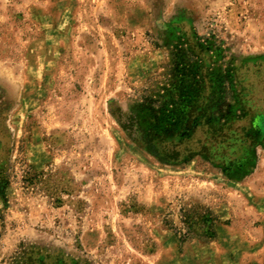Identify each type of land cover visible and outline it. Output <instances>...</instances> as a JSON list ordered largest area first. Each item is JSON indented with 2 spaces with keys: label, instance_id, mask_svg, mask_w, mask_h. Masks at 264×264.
Listing matches in <instances>:
<instances>
[{
  "label": "rangeland",
  "instance_id": "374dc122",
  "mask_svg": "<svg viewBox=\"0 0 264 264\" xmlns=\"http://www.w3.org/2000/svg\"><path fill=\"white\" fill-rule=\"evenodd\" d=\"M181 80L205 110L192 146L227 134L226 155L169 163L123 129ZM0 168V264L22 242L88 264H264V0H0Z\"/></svg>",
  "mask_w": 264,
  "mask_h": 264
},
{
  "label": "trees",
  "instance_id": "16d2710c",
  "mask_svg": "<svg viewBox=\"0 0 264 264\" xmlns=\"http://www.w3.org/2000/svg\"><path fill=\"white\" fill-rule=\"evenodd\" d=\"M175 73L177 79H180L179 74L183 75V72L178 69ZM194 75L196 82L201 83L202 74ZM178 82L175 85H169L171 86V89L168 90L170 96L174 91L180 92L174 101L166 99L168 96V94H165L166 89L161 90L156 95H144L141 98L139 107L131 115L122 117L121 125L123 129L130 136L142 134L143 139L152 151L169 163L186 161L189 157L200 153H206V156L211 155L212 149L226 155V148L229 146L234 147L231 144L234 140L233 137L227 134H218L217 137L214 135L206 138L208 143L212 142V147L210 149L208 144H205L202 146L203 151L200 153L192 146L196 136L194 130L196 125L201 122L205 110L197 102L196 85L189 86L188 83L181 80L183 85L179 87ZM170 104L176 106V109H172ZM123 118H125V121H123ZM2 182H4V187L7 188L9 180L6 179L4 171L0 168V183ZM184 213L189 228L199 225L206 229L205 233L211 236L214 235L212 230L214 221L209 214ZM6 264H88V262L69 257L62 249H56L41 243L22 242Z\"/></svg>",
  "mask_w": 264,
  "mask_h": 264
}]
</instances>
